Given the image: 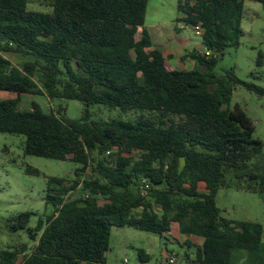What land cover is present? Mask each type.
I'll return each mask as SVG.
<instances>
[{
  "label": "trees",
  "instance_id": "16d2710c",
  "mask_svg": "<svg viewBox=\"0 0 264 264\" xmlns=\"http://www.w3.org/2000/svg\"><path fill=\"white\" fill-rule=\"evenodd\" d=\"M39 2L51 11L32 10L33 0H0V91L17 94L0 98V133L25 137L28 156L78 167L69 179L28 166V174L48 179L53 210L35 227V212L14 219L12 230H28L34 246L0 250V264H108L114 227L165 236L174 224L181 235L204 239L180 243L194 250L185 253L187 264H243L245 257L264 264V226L227 219L218 205L221 189L264 194V143L240 106L227 108L237 86L262 97L264 88L235 70L216 73L226 51L241 45L244 0L179 1L178 22L202 24L204 47L219 52L184 55L200 67L192 70L155 48L146 27L150 0ZM25 95L81 101L84 116L45 112L36 102L24 110ZM95 105L135 118L93 120ZM144 179L148 196L140 192ZM239 252L247 255L235 260ZM140 258L151 256L142 250Z\"/></svg>",
  "mask_w": 264,
  "mask_h": 264
},
{
  "label": "rangeland",
  "instance_id": "374dc122",
  "mask_svg": "<svg viewBox=\"0 0 264 264\" xmlns=\"http://www.w3.org/2000/svg\"><path fill=\"white\" fill-rule=\"evenodd\" d=\"M41 0H33L30 8L37 11H51V8L41 4ZM180 0H150L146 27L152 35L155 48L169 52L172 62L179 68L192 70L197 62L192 59L182 60L187 53L195 50L204 52L203 38L197 36L193 26L178 22ZM245 14L241 21L244 36L241 45L229 48L219 63L216 73L223 76L229 70H235L238 78L253 82L264 88V5L256 0H244ZM171 52V53H170ZM173 52V53H172ZM260 54L263 64L259 65ZM18 64V57L7 55ZM17 94L0 91V98H16ZM39 103L45 112L55 111L60 116L71 119H81L84 116L85 105L78 100H52L44 95H25L22 109H30L32 103ZM240 106L251 118L256 127L255 136L264 143V96H259L243 86L235 88L233 100L227 108ZM93 120L133 119L135 115L126 114L121 109H111L103 105L91 107ZM25 137L0 133V250L27 244L34 246L28 230L13 231L11 225L14 219L25 212H35L30 226L35 227L41 216L50 214L52 206L47 205L46 196L48 179L44 176H34L27 173L28 166L40 169L48 176H60L76 179L77 164L58 161L49 158L28 156L24 151ZM264 159V152L261 156ZM81 191L71 194L78 198ZM218 205L223 210V216L235 221L261 223L264 226V194L254 193L236 188L221 189L218 194ZM185 243H197L181 235L179 226L174 227V233L161 236L137 230L131 227L113 228L111 250L108 254L109 264H142L139 251L144 250L151 259L146 264H170V255L177 256V264H187L184 261L190 247H180L178 240ZM203 241V240H202ZM199 243V242H198ZM179 252L180 255H177ZM193 252V251H191ZM241 254H235V260H240ZM239 256V257H238ZM169 258V259H168ZM247 264V259L242 261Z\"/></svg>",
  "mask_w": 264,
  "mask_h": 264
},
{
  "label": "built area",
  "instance_id": "2783aa9c",
  "mask_svg": "<svg viewBox=\"0 0 264 264\" xmlns=\"http://www.w3.org/2000/svg\"><path fill=\"white\" fill-rule=\"evenodd\" d=\"M195 28V30H196V34H197V36H199V37H204V34H205V29H204V27L202 26V24H200V25H197V26H195L194 27ZM204 54H206V55H208V56H218L219 55V52H216V51H214V50H211V49H209V48H205V50H204V52H203ZM140 192H141V194L143 195V196H148L149 195V191H150V189H151V183L147 180V179H144L142 182H141V184H140ZM177 258L176 257H172L171 259H170V264H177ZM126 263H128V261H126Z\"/></svg>",
  "mask_w": 264,
  "mask_h": 264
},
{
  "label": "crops",
  "instance_id": "0c3cea01",
  "mask_svg": "<svg viewBox=\"0 0 264 264\" xmlns=\"http://www.w3.org/2000/svg\"><path fill=\"white\" fill-rule=\"evenodd\" d=\"M155 45V44H154ZM204 46V45H203ZM205 48V47H204ZM159 49V48H158ZM162 50V49H161ZM163 51V50H162ZM164 53H165V55L167 56V57H170L171 58V63L173 64V62H172V56L169 54V52H166V51H163ZM171 53V52H170ZM173 53V52H172ZM187 54H189V53H187ZM174 65V64H173ZM176 68H179V67H177L176 65H174ZM205 187L203 186V188L202 189H204ZM176 225H178V224H174L173 225V230H172V232L171 233H169V234H173L174 233V227L176 226ZM179 226V225H178ZM179 230H180V227H179ZM150 233V232H149ZM183 236V235H182ZM184 237H186V236H184ZM187 238V237H186ZM194 238L195 237H190V238H188L189 240H194ZM198 238H200V237H198ZM178 240V245L180 246V247H182L181 246V244L180 243H183L182 241H180L179 239H177ZM203 240V241H202ZM186 242V241H185ZM199 242V243H198ZM197 243H195V244H197V245H202L203 244V242H204V239L203 238H200V241H198ZM139 251V256H140V251H142V249L141 250H138ZM144 251V250H143ZM191 251H194V250H190V252ZM109 254V253H108ZM179 254V252H177V255ZM172 257H175L174 255H173V253H172V255H170V259L172 258ZM176 258H177V256H176ZM151 259V258H150ZM149 259V260H150ZM169 259V258H168ZM147 260V259H146ZM140 261H141V263L142 264H146V263H143L142 262V260H141V258H140ZM125 263H126V261H125ZM148 263V262H147ZM108 264H109V262H108ZM126 264H128V263H126Z\"/></svg>",
  "mask_w": 264,
  "mask_h": 264
}]
</instances>
